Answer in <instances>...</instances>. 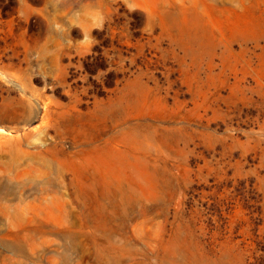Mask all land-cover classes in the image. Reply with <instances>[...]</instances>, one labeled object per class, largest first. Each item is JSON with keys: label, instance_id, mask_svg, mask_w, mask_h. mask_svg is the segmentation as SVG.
Returning <instances> with one entry per match:
<instances>
[{"label": "rangeland", "instance_id": "374dc122", "mask_svg": "<svg viewBox=\"0 0 264 264\" xmlns=\"http://www.w3.org/2000/svg\"><path fill=\"white\" fill-rule=\"evenodd\" d=\"M0 264H264V0H0Z\"/></svg>", "mask_w": 264, "mask_h": 264}]
</instances>
